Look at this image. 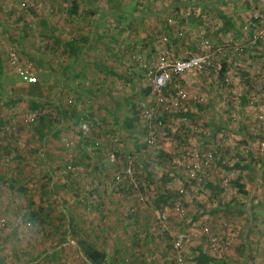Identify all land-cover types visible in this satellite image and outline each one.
<instances>
[{"label":"rangeland","instance_id":"374dc122","mask_svg":"<svg viewBox=\"0 0 264 264\" xmlns=\"http://www.w3.org/2000/svg\"><path fill=\"white\" fill-rule=\"evenodd\" d=\"M75 1L0 0V219L7 224L0 229V263L92 264L84 254L82 242H86L105 253L106 259L100 264H176L179 257L181 264H197L199 248L213 259L204 264H264V237L259 236L264 235V38L260 37L253 47L248 43L255 32L264 35V28L236 30L241 32L235 41L244 45V51L229 58L228 67L223 58L226 49H231L229 38H225L228 34L223 37L215 22L220 13L226 17L232 5L237 19L256 23L259 18L260 26L264 12L261 17L249 8L261 7L264 0H229L221 5L219 14L206 10L213 0H189L178 8L166 6L167 15L144 16L160 29L152 31L151 38L141 29L144 38L136 48L131 45L126 25L140 17L126 14L128 20L123 22L119 15L111 16L108 25L123 29L119 34L122 45L115 42L114 34H108L104 41L93 42L95 47L85 55L126 57L127 64L121 71L128 72L129 77L121 81L122 106L118 108L106 106L102 87L88 93L90 87L84 81L76 83L72 79L66 81L57 104L51 98L54 84L51 86L50 77L46 80L40 77L43 70L37 73L34 69L36 57L50 58L53 52L68 57L65 50L73 42L67 40L72 33L69 13ZM149 3L114 0L111 7L134 11L148 9L152 6ZM161 21L171 22L173 29L164 30L159 26ZM104 28L99 27L96 33L103 34ZM88 30H80V36ZM163 35L168 38L165 47L171 42V50L165 48L169 57L192 55L196 45L204 41L225 52L214 55L217 62L213 71L188 80L191 97L197 95V86L204 81L206 106L200 108L191 98L194 116L187 117L186 111L169 113L158 128L155 145L148 149L142 147L146 126L137 109L149 85L146 68L154 60L146 53L141 55L146 50L158 55L164 48L158 41ZM59 37L66 40H57ZM251 54L256 57H248ZM7 57H19L20 64L30 68L37 81H23ZM100 63L91 66L94 74L102 69L104 64ZM248 63L260 66L253 72V67L251 71L246 67ZM140 70L144 72L142 77ZM44 81H49L46 100H42L44 107L28 111L37 96L32 90L29 93L33 97L19 94L21 85ZM73 87L75 92L70 91L75 90ZM247 87L250 96L241 105L239 99L234 100L238 96L235 91ZM58 105L68 111L63 114L66 117L56 114ZM183 116L187 117V125ZM42 118L49 125L40 122ZM39 128L47 133L44 138L39 136ZM245 135H250L253 142H244ZM190 147L213 153L203 178H188L185 167L177 164L179 153ZM127 156H131L135 167L133 182L121 173ZM71 162L70 170L67 166ZM50 170L52 175L48 174ZM178 206L184 208L182 215ZM234 213L247 217L242 219ZM255 214L259 218L253 224L250 220ZM249 226L258 233L244 235L243 230ZM173 231L187 234L180 254L172 251L169 233Z\"/></svg>","mask_w":264,"mask_h":264},{"label":"crops","instance_id":"0c3cea01","mask_svg":"<svg viewBox=\"0 0 264 264\" xmlns=\"http://www.w3.org/2000/svg\"><path fill=\"white\" fill-rule=\"evenodd\" d=\"M78 1H75L76 4L78 3ZM113 1L114 0H83L82 3L84 2V4L79 2L80 4L79 5L77 4L78 5V13L75 15L74 14L70 15V19H69L71 23H69L68 25H69V28L71 29L72 33L68 35L67 40L68 41L71 40V42L72 41L73 42L68 43V45L66 47L65 51H66V54L68 55V57H62V55L59 56L58 55L59 52H56L55 55L53 52L52 57H50V58H48V57H36L38 59L37 60L38 64L35 66L34 69L36 70L37 73L41 72V70H43V72L40 73L41 74L40 77L46 78V80L48 77H50L51 86H53V84H54V86L52 87L51 98H52V101H55L57 104L62 100V98L60 97L61 82L63 81L64 83H66L67 80L70 81L72 79V80H75L76 83H79L78 82L79 80L84 81L88 85V87H90L89 90H87L88 93H91L92 90L96 91L97 88L101 89V87H102L101 91L104 92L103 97L105 98L104 102H105L107 107L118 108L119 106H122L121 101H122L123 95H122L121 90L123 89V86L121 84V81H123V77H125V76L127 78L129 77L128 72H126L125 70L121 71V67H124L123 64L124 63L127 64L126 57H89L90 55L87 56L85 54L86 53L89 54L90 50H92L95 47L93 45V42L104 41L105 38L108 37V34H114V37L117 38V39H115V42L122 45V42L120 41L121 35H119V34H120V31H122L123 29H122V27H117L115 25H114L115 27L114 26L111 27L108 25L107 22H109L108 20H111V18H110L111 16H113L115 14L119 15V17L121 18V20H123V22H127V20H128V18H126V14H129V16H131V17L133 16L134 18L140 17L139 21H133L132 20V23H130L129 25H126V30L128 31V34H129V32L131 33L130 34V38H131V42H132L131 45H132V47L136 48L140 38H144V37H141L142 35H140L141 29H144L145 32L147 31L148 37L150 36V38H151V37H154L153 36L154 34H152V31L158 30L157 28H159V27H157V24L155 22H153L152 19H149V17L144 18L145 15H150V14L157 15V16L164 15V14L167 15V8H165L166 6L168 7L170 5H173V6L176 5L177 8L180 6H186V4L189 0H173L172 4L167 3V0H150V3H149L150 5L159 6V8H153L152 6H150V7H148V9H146L145 7H140L139 9L137 8V10L134 9V11H125V10H122V8H119V9L115 8L114 9V7H111V3ZM155 1L156 2L161 1L162 4H157V3L155 4L154 3ZM226 2H229V0H213L208 5L213 9V11L211 8H207L206 10L209 13L212 12L213 14H219L220 12H222L221 9H222L223 4L225 5ZM234 2H236V1H234ZM262 4L263 5L261 7H258L256 5L253 8L250 7L249 12H252L255 10L254 14H258L259 16L262 17L263 16L262 13L264 11H262L261 9L264 8V3L262 2ZM82 6H84V7L82 8ZM160 6L163 7V9ZM231 6H228V8H229L227 11L228 14L226 15V18L228 19L229 23H227V24L224 23V21H223L224 16H222L223 13H220L219 17H215L217 19V21H215L217 23V26H218L217 29L219 28L218 32L222 33L221 35L222 36L224 35L223 37H225L228 34L227 37H225V38H227V39L229 38V41H230L231 49L227 48L226 49L227 51L225 52V57H223L224 61L226 63L228 62L227 63L228 67H230V65H229L230 59L229 58L234 59V57H237V55L233 54L234 51L232 49H234L235 44H236V41H235L237 39L236 36H237V34H240L241 31L237 32L236 30H242L243 31L244 29H247V27H250V28L259 27L258 24H259V20H260L259 18H257L255 20L256 23H252L250 21V19L249 20L246 19V20H244V22H242L240 19L236 18L237 13L235 14L234 11H237V10H234V8H232ZM115 7H118V6L116 5ZM170 10L168 12H170ZM239 10H241V9H239ZM122 13L125 14L124 17H122ZM232 14L234 16H232ZM213 17H214V15H213ZM146 19H147V21H145ZM79 21H80V23L84 22V24H82V25L78 24ZM251 24H252V26H251ZM255 25H257V26H255ZM103 26H105L103 31H106L103 33L104 35L103 34L99 35V33L97 34L96 32H98V30H99L98 28L99 27L103 28ZM159 26L161 28H163L164 30L167 29L168 32H170L169 29H173V27H174V25L171 22L168 23L167 21H165V22L161 21V25H159ZM80 27H82V28H80ZM185 27L187 28V26H185ZM86 28H88L89 30L86 33H83L85 35L80 36L81 35V34H79L80 30L84 31V30H86ZM200 28H201V26H200ZM100 30H101V28H100ZM185 30H187V29H185ZM108 31H110V32H108ZM124 31L121 33L126 34V32H124ZM101 32H102V30H101ZM223 32H225V33H223ZM231 32H232L233 36L231 35ZM150 38L148 40H150ZM59 39H61L63 41L66 40L63 37L57 38V40H59ZM142 41L146 42L145 39H142ZM147 42L149 44V41H147ZM183 42H185V41H183ZM228 44L229 43H227L225 45H228ZM71 45H73V46H71ZM176 45H182V44L180 43V44H176ZM150 46L151 45H148V47H150ZM170 46H171V42H169L168 47H166L169 51L171 50ZM196 46H197L196 49H198L199 44ZM187 47L188 46H186V48ZM97 51H99V50H97ZM253 52H255V50L251 51V53H253ZM145 53L149 57L148 59L153 58L154 62L156 60V57H158V55H154V56L151 55L149 50H146V52H144L141 56L145 55ZM131 54L133 57V52H131ZM56 55H58V57H55ZM134 55L136 56V54H134ZM145 57H139V60L148 61ZM248 57H256V56L251 54ZM101 61H102V64H104L103 66L101 65L102 71L101 70L99 71L101 73L98 72L97 74H94V71L91 70V66L92 65L97 66L98 64H101L100 63ZM129 61H131V59H129ZM150 61L151 62H149V64L153 62L152 60H150ZM46 62H48V66H47ZM95 62H98V63H95ZM250 62L255 63L256 61H250ZM251 63H248L246 65V67L248 69H250V71L252 70L251 67H253L252 71L254 72V68L257 69V68H259L260 65H255V64L251 65ZM49 64H50V68H49ZM126 67H127V65H126ZM38 70H40V71H38ZM47 71L51 72L50 76L47 74ZM65 71H66V73H65ZM140 72L142 74V75L140 74V76L142 77L144 75V72L141 70H140ZM64 74H65V76H64ZM137 75L139 76V74H137ZM228 81H230V80H228ZM111 82H113V84H111ZM48 83H49V81H47L46 83L44 81V83L40 82V83L34 84V85L33 84L32 85H29V84H26V85L22 84L21 85L22 88L19 89V94H22L25 97H27L28 95H30L29 97H33L32 94L34 93V95L37 96V97H34L35 101H32L33 103H30V105H28V107H27L28 111L32 112V111H36V110L44 107V105L42 104V100L43 101L46 100L45 98L47 97V92L49 91V90L47 91V89H48L47 84ZM204 85H205V83L202 80L201 82H199V84L197 86V96L199 97L198 98L199 100L202 98L200 100V101H202V103H199V101H197L198 103H196V102L195 103L200 108L206 106L203 104V102H207V100H208V98H206V95H207L205 93L206 91L204 89H202L204 87ZM73 88L75 90H70L71 92L76 91V88L75 87H73ZM30 90L33 91L32 94L29 93ZM143 92H144V90H143ZM147 92H148V88H146L145 96L147 95ZM235 92L238 93V96L234 97V100L239 99L238 103L241 104L242 102L245 103L247 101V97L250 96L251 90L249 89V87H247L245 90L243 89V90H240V92H239V89L236 88ZM215 95H216V92L213 93V96H215ZM112 97H114V99H112ZM117 97H118V99H117ZM112 100H115V101H112ZM187 104H188L189 109L185 112V115L187 117H189V115L194 116L195 115L194 114L195 109L193 108L194 106H192L193 103H192L191 99H189ZM209 104H210V102H209ZM212 104H213V102H211L210 106ZM95 106L97 107L98 105L96 104ZM57 108L58 109H57L56 114L61 115V117H66V116H63V114H61V111H63L64 109L61 108L60 105H58ZM242 109H244V107H242ZM197 112H198V109H197ZM40 120H41L40 122L44 121V123L46 125H49L47 120H45L44 118H42ZM38 130H39V134H40L39 136L41 138H44L47 133H45L43 128H39ZM57 132L56 133L54 132V133L58 134ZM244 138H246V140H244V142H246L248 144H249V142H253L252 140H254L250 135H245ZM228 139L233 140L234 138L228 137ZM248 151H250V147H248ZM43 152L46 153L47 149ZM249 154L250 155L248 157L251 158L253 155L251 152H249ZM48 174L52 175L53 172L50 170ZM237 207H240V206H237ZM250 209H253V207H251ZM234 215H238L242 219L247 217L243 213L242 214L234 213ZM251 216H253V218L251 220H250V218H248V220H250V222L253 224L256 223L255 221H257L259 217H257L256 214L251 215ZM261 219L264 221V217H261ZM244 224L245 223H243V226H245ZM243 233H244V235L246 234L247 237H252L256 233H258V229H253L251 226H249L248 228L245 227V229L243 230ZM244 235H242V236H244ZM259 236L264 237V235H260V234H259ZM248 247L250 248V245H248ZM251 249H254V247H251ZM262 250H263V248L261 249V251ZM3 251H5V249H3ZM6 251H8V250H6ZM198 251L200 253H205L203 251V248L202 249L199 248ZM25 260H28V259H25ZM11 262L13 264L14 261H11ZM0 264H5V263L2 262ZM28 264H31V263L28 262ZM245 264H250V263L246 262Z\"/></svg>","mask_w":264,"mask_h":264},{"label":"built area","instance_id":"2783aa9c","mask_svg":"<svg viewBox=\"0 0 264 264\" xmlns=\"http://www.w3.org/2000/svg\"><path fill=\"white\" fill-rule=\"evenodd\" d=\"M25 4L22 3V6ZM261 24H264L262 22ZM260 24V28H264V25ZM263 26V27H262ZM264 37L263 33L255 32L248 39V43L251 47L255 46L260 37ZM167 36L163 35L159 37L158 41L161 43L163 50L156 57L155 62L150 63L146 68L145 75L148 77L150 90L145 98L138 105V111L140 113V118L146 125L147 135L145 136L144 143L146 148H151L155 145L157 140L158 128L164 124V120L167 115L171 112L184 113L189 109L188 101L193 98V100L200 101L197 95L193 97L190 96L189 90L187 89V83L189 78L192 76H197L200 73H208L213 71L217 62L214 55H219V53L225 52L220 46H212L208 41H204L198 46L196 53L189 55L187 57H169L168 51L165 49V44H167ZM224 50V51H222ZM234 55L241 54L244 51V45L235 44L234 49H232ZM11 55V54H10ZM10 60L12 68L16 70V73L21 76L22 80L27 83H34L37 81V77L32 73L31 69L24 67L20 64L19 57H7ZM65 83L61 82L60 95L63 94ZM69 103H72V99H69ZM183 116V121L188 124ZM179 159L177 164L185 167V175L188 178L204 177L207 169L210 168V161L213 153L205 150L201 147H190L184 152L179 153ZM69 156L71 154L69 153ZM131 156H127V165L121 173L124 174L126 180L133 182V177L135 174V167L133 162L130 160ZM68 169H73V162L68 164ZM117 179H120L118 176ZM182 215L184 208L178 206L177 208ZM6 220L4 218L0 219V229H4ZM172 236V251L174 253L180 254L184 247V242L186 240L187 234L182 231H173L169 233ZM182 257H179L176 264H181Z\"/></svg>","mask_w":264,"mask_h":264},{"label":"trees","instance_id":"16d2710c","mask_svg":"<svg viewBox=\"0 0 264 264\" xmlns=\"http://www.w3.org/2000/svg\"><path fill=\"white\" fill-rule=\"evenodd\" d=\"M78 13V5L76 3H74L73 7L70 9V15L72 14H77ZM224 23L227 24L229 23L228 19L226 17H224L223 19ZM231 25V24H230ZM232 26V25H231ZM73 46V45H71ZM196 51V50H195ZM150 90L148 89V92ZM147 92V93H148ZM68 111L67 110H63L61 111V114H66ZM139 112V111H138ZM139 114V113H138ZM191 116V115H189ZM140 117V116H139ZM146 126V125H145ZM147 135V132L145 130V136ZM146 145L143 144L142 147H145ZM185 180V179H184ZM212 184H209V186H211ZM241 188H243V185H240ZM83 248H84V254L85 257L87 258V260H89L92 264H100L103 261H105V253L98 250L93 244L91 243H86V242H82ZM213 260L212 258H210L209 256H207L205 253H200L198 257H196V263L197 264H204L208 261Z\"/></svg>","mask_w":264,"mask_h":264}]
</instances>
